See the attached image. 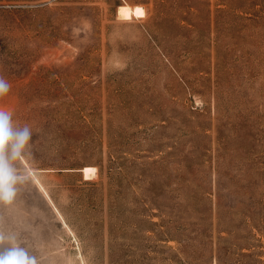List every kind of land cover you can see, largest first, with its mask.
Segmentation results:
<instances>
[{
  "label": "rangeland",
  "instance_id": "obj_1",
  "mask_svg": "<svg viewBox=\"0 0 264 264\" xmlns=\"http://www.w3.org/2000/svg\"><path fill=\"white\" fill-rule=\"evenodd\" d=\"M0 75L38 264H264V0H0Z\"/></svg>",
  "mask_w": 264,
  "mask_h": 264
},
{
  "label": "clouds",
  "instance_id": "obj_2",
  "mask_svg": "<svg viewBox=\"0 0 264 264\" xmlns=\"http://www.w3.org/2000/svg\"><path fill=\"white\" fill-rule=\"evenodd\" d=\"M10 88L11 84L0 75V98ZM34 133L30 124L18 123L13 112L0 105V205L13 203L19 186L29 179L27 169L19 165L32 156ZM0 264H38V261L15 236L0 233Z\"/></svg>",
  "mask_w": 264,
  "mask_h": 264
},
{
  "label": "bare ground",
  "instance_id": "obj_3",
  "mask_svg": "<svg viewBox=\"0 0 264 264\" xmlns=\"http://www.w3.org/2000/svg\"><path fill=\"white\" fill-rule=\"evenodd\" d=\"M84 173L86 176L95 175L97 173V169L95 167H86L84 169Z\"/></svg>",
  "mask_w": 264,
  "mask_h": 264
},
{
  "label": "snow or ice",
  "instance_id": "obj_4",
  "mask_svg": "<svg viewBox=\"0 0 264 264\" xmlns=\"http://www.w3.org/2000/svg\"><path fill=\"white\" fill-rule=\"evenodd\" d=\"M137 12H138V15H143L141 10L138 9Z\"/></svg>",
  "mask_w": 264,
  "mask_h": 264
}]
</instances>
